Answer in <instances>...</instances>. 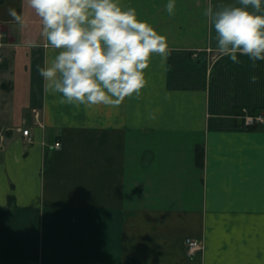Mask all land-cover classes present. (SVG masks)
I'll return each mask as SVG.
<instances>
[{
	"label": "crops",
	"instance_id": "0c3cea01",
	"mask_svg": "<svg viewBox=\"0 0 264 264\" xmlns=\"http://www.w3.org/2000/svg\"><path fill=\"white\" fill-rule=\"evenodd\" d=\"M122 3L171 54L109 106L47 91L37 65L57 50L40 17L0 0V264H264V126L237 117L264 110V60L218 50L204 10L221 0H177L175 15L167 0ZM187 237L203 244L192 257Z\"/></svg>",
	"mask_w": 264,
	"mask_h": 264
},
{
	"label": "clouds",
	"instance_id": "9594fccd",
	"mask_svg": "<svg viewBox=\"0 0 264 264\" xmlns=\"http://www.w3.org/2000/svg\"><path fill=\"white\" fill-rule=\"evenodd\" d=\"M40 17L46 46L57 50L37 65L44 87L60 93L64 103L118 106L140 95L153 54H171L167 34L141 18L122 0H27ZM177 0H167L175 15ZM205 14L215 30L216 47L232 61L238 53L264 60V0H221ZM9 14L20 24L28 17L15 8ZM29 46L39 47L36 39ZM252 81L258 79L252 75Z\"/></svg>",
	"mask_w": 264,
	"mask_h": 264
},
{
	"label": "built area",
	"instance_id": "2783aa9c",
	"mask_svg": "<svg viewBox=\"0 0 264 264\" xmlns=\"http://www.w3.org/2000/svg\"><path fill=\"white\" fill-rule=\"evenodd\" d=\"M3 36L4 33L2 30H0V42ZM32 112L35 117L39 116L40 112L38 109H33ZM237 117L240 119V125L243 128H254V127L264 126V110H254V111L244 110L243 112H240V114L237 115ZM21 134L28 141L31 140L29 136L30 128L26 127L21 129ZM59 145H60L59 142H55L53 146L57 148L59 147ZM202 248H203V244L200 240L191 237H187L185 239V252L187 256L192 257L197 252L201 251Z\"/></svg>",
	"mask_w": 264,
	"mask_h": 264
},
{
	"label": "trees",
	"instance_id": "16d2710c",
	"mask_svg": "<svg viewBox=\"0 0 264 264\" xmlns=\"http://www.w3.org/2000/svg\"><path fill=\"white\" fill-rule=\"evenodd\" d=\"M196 160L199 164H202L203 160V150L202 149H196Z\"/></svg>",
	"mask_w": 264,
	"mask_h": 264
},
{
	"label": "rangeland",
	"instance_id": "374dc122",
	"mask_svg": "<svg viewBox=\"0 0 264 264\" xmlns=\"http://www.w3.org/2000/svg\"><path fill=\"white\" fill-rule=\"evenodd\" d=\"M1 46L2 45H0V62H2V59H1ZM255 128V127H254Z\"/></svg>",
	"mask_w": 264,
	"mask_h": 264
}]
</instances>
